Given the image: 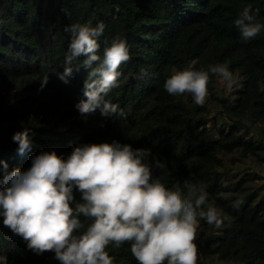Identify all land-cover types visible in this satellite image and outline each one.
Masks as SVG:
<instances>
[{"label":"trees","instance_id":"trees-1","mask_svg":"<svg viewBox=\"0 0 264 264\" xmlns=\"http://www.w3.org/2000/svg\"><path fill=\"white\" fill-rule=\"evenodd\" d=\"M245 8L264 25V0H0V180L14 169L26 171L31 158L42 152L55 151L66 160L83 144L117 141L145 148L151 152L145 163L163 164L152 167L154 179L182 194L187 184L203 186L229 217L220 239L205 240L206 248L215 244L209 251L224 260L264 264V200L236 206L237 201L219 198L226 188L220 182L217 154L245 142L229 132L213 136L204 120L205 108L189 105L188 93L173 96L164 87L172 69L182 71L192 61L201 71L223 64L246 77L238 104L230 109L263 114L264 29L251 40L241 38L235 21ZM101 22L98 55L103 56L114 38L126 40L129 48V61L118 69L119 87L108 96L124 111L123 118L102 116L99 109L82 116L76 109L86 99L84 81L90 69L82 65L85 57L73 60L75 71L67 84L57 75L66 66L71 39L65 27H96ZM142 70L147 75L141 77ZM45 76L48 82L41 88ZM209 76L211 83L213 74ZM18 85L28 92L8 103ZM25 130L33 147L20 155L12 137ZM73 197L71 207L82 202L75 188ZM2 221L0 216V255L8 264H60L53 252L37 255L28 250ZM130 248L126 242L105 250L114 264H138Z\"/></svg>","mask_w":264,"mask_h":264},{"label":"clouds","instance_id":"clouds-1","mask_svg":"<svg viewBox=\"0 0 264 264\" xmlns=\"http://www.w3.org/2000/svg\"><path fill=\"white\" fill-rule=\"evenodd\" d=\"M251 12L245 8L235 21L245 41L264 29ZM64 30L71 39L59 79L69 82L75 71L72 62L79 57H85L82 65L90 69L84 81L86 99L75 105L78 112L86 116L99 109L105 117H125L108 96L119 87L118 69L130 59L126 40L114 38L101 57L97 53L102 22L96 27L77 23ZM209 72L220 76L229 90L240 86L238 78L220 64L208 71H177L164 87L173 96L189 93L196 105L203 106L209 94ZM140 75L147 73L142 70ZM47 82L45 76L41 88ZM12 139L18 144V154L31 151L33 142L27 130ZM150 156L148 149L117 141L76 146L66 160L55 151L33 156L29 169H14L0 180L4 185L0 188L3 226L21 237L33 253L53 252L60 264H114V257L105 249L126 242L138 264H197L198 218L219 229L227 217L212 206L204 210L207 192L203 186L187 184L186 194H182L154 179L152 167L163 168V164L145 163ZM73 188L82 200L75 207L70 206ZM0 264H8L5 256L0 255Z\"/></svg>","mask_w":264,"mask_h":264},{"label":"rangeland","instance_id":"rangeland-1","mask_svg":"<svg viewBox=\"0 0 264 264\" xmlns=\"http://www.w3.org/2000/svg\"><path fill=\"white\" fill-rule=\"evenodd\" d=\"M199 70L195 61L189 63L185 68ZM184 69V70H185ZM177 69H172L171 74ZM238 78L239 87L229 90L226 83L218 75H213L208 85V97L206 98L204 120L213 136L219 132L234 133L241 142L238 148L231 152H218L221 166L218 171L221 173L220 182L225 186L226 192L219 196L223 200L250 202L257 205L264 200V113L240 112L230 109V106L238 104V98L244 88L246 77L239 71L232 72ZM260 90L264 95V82L260 84ZM28 91L18 85L7 98L8 103L13 99L23 97ZM191 106L196 105L191 94L185 97ZM230 111H228V109ZM40 127H49L44 123ZM209 206L215 207L223 217H227L222 228L209 225L204 220L197 221V238L195 243L198 248L197 264H244L235 260H224L217 253L209 251L215 247L213 243L210 248L205 247V240L213 238L220 239L227 227L229 217L216 206L211 197H207V203L203 206L206 211Z\"/></svg>","mask_w":264,"mask_h":264}]
</instances>
